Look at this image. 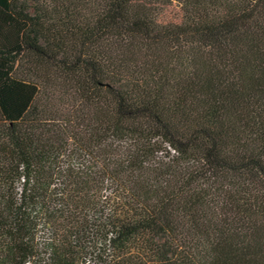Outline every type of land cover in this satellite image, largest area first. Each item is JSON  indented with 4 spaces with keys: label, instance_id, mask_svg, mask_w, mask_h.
I'll list each match as a JSON object with an SVG mask.
<instances>
[{
    "label": "trees",
    "instance_id": "obj_1",
    "mask_svg": "<svg viewBox=\"0 0 264 264\" xmlns=\"http://www.w3.org/2000/svg\"><path fill=\"white\" fill-rule=\"evenodd\" d=\"M0 264H264V0H0Z\"/></svg>",
    "mask_w": 264,
    "mask_h": 264
}]
</instances>
